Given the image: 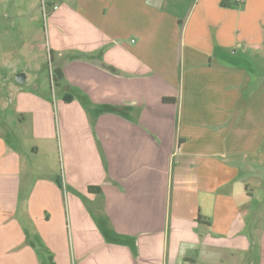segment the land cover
Returning a JSON list of instances; mask_svg holds the SVG:
<instances>
[{
  "label": "crops",
  "instance_id": "crops-1",
  "mask_svg": "<svg viewBox=\"0 0 264 264\" xmlns=\"http://www.w3.org/2000/svg\"><path fill=\"white\" fill-rule=\"evenodd\" d=\"M42 3L61 96L0 72V264H264V0Z\"/></svg>",
  "mask_w": 264,
  "mask_h": 264
},
{
  "label": "rangeland",
  "instance_id": "rangeland-1",
  "mask_svg": "<svg viewBox=\"0 0 264 264\" xmlns=\"http://www.w3.org/2000/svg\"><path fill=\"white\" fill-rule=\"evenodd\" d=\"M12 1H0V72L7 75L15 89L36 92L56 103L61 96V88L60 80L56 82L53 80L58 66L55 55L53 56L47 45L49 12H43L42 0H34V5L38 7L34 14L25 15L8 11L6 7ZM14 1L28 7V0ZM20 73L26 77L22 82L17 81L16 78ZM24 127L27 129V134L24 128L21 130L25 138H31L29 124H24ZM60 141V131L56 123L51 169L53 174L62 177Z\"/></svg>",
  "mask_w": 264,
  "mask_h": 264
},
{
  "label": "trees",
  "instance_id": "trees-1",
  "mask_svg": "<svg viewBox=\"0 0 264 264\" xmlns=\"http://www.w3.org/2000/svg\"><path fill=\"white\" fill-rule=\"evenodd\" d=\"M225 4V3H224ZM63 77L62 71L59 67H56L55 73L53 75V80L56 82L58 80H61Z\"/></svg>",
  "mask_w": 264,
  "mask_h": 264
},
{
  "label": "water",
  "instance_id": "water-1",
  "mask_svg": "<svg viewBox=\"0 0 264 264\" xmlns=\"http://www.w3.org/2000/svg\"><path fill=\"white\" fill-rule=\"evenodd\" d=\"M16 78H17V81L22 82L24 80L25 76H24V74L20 73L17 75Z\"/></svg>",
  "mask_w": 264,
  "mask_h": 264
},
{
  "label": "built area",
  "instance_id": "built-area-1",
  "mask_svg": "<svg viewBox=\"0 0 264 264\" xmlns=\"http://www.w3.org/2000/svg\"><path fill=\"white\" fill-rule=\"evenodd\" d=\"M239 1H240V0H239ZM42 8H43V12H44V11L46 10L44 4H42Z\"/></svg>",
  "mask_w": 264,
  "mask_h": 264
}]
</instances>
